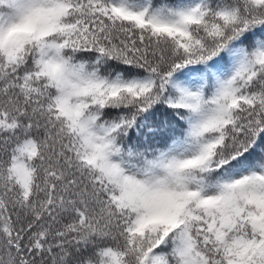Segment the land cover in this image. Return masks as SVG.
Masks as SVG:
<instances>
[{
	"label": "snow or ice",
	"instance_id": "6c2138e0",
	"mask_svg": "<svg viewBox=\"0 0 264 264\" xmlns=\"http://www.w3.org/2000/svg\"><path fill=\"white\" fill-rule=\"evenodd\" d=\"M0 264H264V0H0Z\"/></svg>",
	"mask_w": 264,
	"mask_h": 264
}]
</instances>
